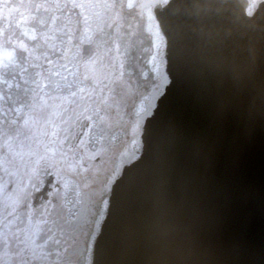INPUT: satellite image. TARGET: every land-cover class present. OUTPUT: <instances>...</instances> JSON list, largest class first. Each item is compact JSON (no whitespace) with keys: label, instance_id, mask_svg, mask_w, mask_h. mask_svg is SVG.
<instances>
[{"label":"snow or ice","instance_id":"6c2138e0","mask_svg":"<svg viewBox=\"0 0 264 264\" xmlns=\"http://www.w3.org/2000/svg\"><path fill=\"white\" fill-rule=\"evenodd\" d=\"M244 11L0 0V264H246L214 238L212 141L183 116L264 127V0Z\"/></svg>","mask_w":264,"mask_h":264},{"label":"water","instance_id":"95a60500","mask_svg":"<svg viewBox=\"0 0 264 264\" xmlns=\"http://www.w3.org/2000/svg\"><path fill=\"white\" fill-rule=\"evenodd\" d=\"M232 12L245 16L244 0H227ZM252 23L264 22V11ZM259 113V86L255 90ZM189 132L210 137L212 159L207 165L208 203L218 218L215 240L225 251L236 247L246 264H264V127L243 135L237 120L214 122L202 104L188 102L183 110Z\"/></svg>","mask_w":264,"mask_h":264},{"label":"trees","instance_id":"16d2710c","mask_svg":"<svg viewBox=\"0 0 264 264\" xmlns=\"http://www.w3.org/2000/svg\"><path fill=\"white\" fill-rule=\"evenodd\" d=\"M9 3L16 2V0H8Z\"/></svg>","mask_w":264,"mask_h":264}]
</instances>
